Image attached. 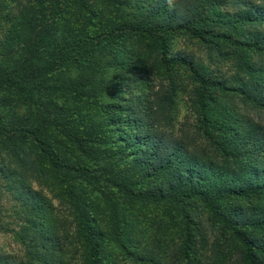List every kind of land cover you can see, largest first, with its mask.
<instances>
[{
	"label": "trees",
	"instance_id": "obj_1",
	"mask_svg": "<svg viewBox=\"0 0 264 264\" xmlns=\"http://www.w3.org/2000/svg\"><path fill=\"white\" fill-rule=\"evenodd\" d=\"M11 7L0 16L8 53L0 62V149L9 160L1 173L26 203L40 206L44 221L33 240L45 252L40 264L74 260L62 257L58 219L29 184L34 171L48 188L90 185L111 208L107 221L102 210L87 224L78 217L79 264H211L186 242L169 261L157 258L140 235L146 228L136 209L185 200L204 203L230 233L235 253L219 247L212 264H264V125L226 103L234 94L264 110V0H15ZM179 35L220 64L231 60L237 72L217 75L193 53L173 52ZM106 65L125 75L114 81ZM155 69L164 83L155 85ZM182 76L193 86L199 136L176 129ZM21 103L32 116L15 114ZM60 136L74 161L56 147ZM114 141L121 150L108 149ZM0 264L32 263L3 255Z\"/></svg>",
	"mask_w": 264,
	"mask_h": 264
},
{
	"label": "rangeland",
	"instance_id": "obj_2",
	"mask_svg": "<svg viewBox=\"0 0 264 264\" xmlns=\"http://www.w3.org/2000/svg\"><path fill=\"white\" fill-rule=\"evenodd\" d=\"M14 1L15 0H0V16L4 15V9L7 11L12 9L11 4ZM22 1L24 4L30 0ZM49 5H51V3ZM227 8L235 10L232 2L228 4ZM126 11L129 12L128 10ZM17 15L18 14H15V16L19 18ZM9 21L10 20H5L6 25H4V27H9ZM5 34L3 30L0 31V62L2 60V52L8 54L3 47L4 42H7ZM135 40L138 41V37H136ZM128 48L132 49L130 46H128ZM171 50L173 52L182 50L193 53L199 58V61L207 65L209 71L214 70L217 75L224 74L233 76L237 72V67L231 60L224 61L221 64L218 63L216 54H213L211 50L205 48L204 45L196 40L190 39L188 36H177L172 42ZM110 58V56H106L104 59L110 60ZM106 67L109 68V72H111V76H113L109 78H113L114 81L119 76H122V73L125 75L124 72L120 74L118 71L112 70L108 65H106ZM117 68L119 69V67ZM149 72L158 77V79L154 81L155 85L157 83H164V78L158 75L159 73H157L156 69L154 71L150 70ZM186 76L176 79L178 92L176 104L172 109L174 117L177 119L176 129L181 127L184 132L186 131L192 136H199L201 133L198 134V127L195 126L199 124V113L193 105L195 96L192 90V83ZM129 80L130 77L128 81ZM165 83L169 84L170 81L166 80ZM140 89L141 85L136 89V94L140 93ZM117 93L122 96L130 95L127 94L129 91ZM108 95L112 98L110 94ZM226 103L236 108L244 117L252 118L256 122L264 125V110L255 108L252 104L242 100L239 96H235L234 94L226 98ZM28 107L29 105L19 104L15 109V114L24 118L32 116L31 114H33V111ZM49 136H51L50 141H53V136L51 134H49ZM112 136L116 137L117 133L111 135L109 140H113ZM61 138L63 139L61 142H59V138H57L56 147L60 148L62 154H68L69 161H74L73 146L69 144L67 138ZM67 143L69 147L65 149ZM119 143L121 142L114 141L113 144L108 142V149L121 150L122 147L119 146ZM4 164H9V160L6 158V152L0 149V257L3 255H10L17 261L24 262L29 260L32 264H40L42 259H38V257L45 254V252H39L35 248L36 245L33 243V240L40 238V224L44 221V216L38 211L40 206L36 205L34 200H28L30 199L28 197V203H26L17 191H13L11 188L13 181L6 179L5 174L1 173V167ZM45 178L46 177L34 171L29 174L28 181L34 189L43 193L45 201H47L50 208H52V215L58 219V221L55 222L56 233L61 240L58 248L62 245L67 249V251L62 254V257L65 261L72 258L74 264H79L81 262L79 256L73 253L75 248L79 246L76 236L77 230L80 228V218L78 217L82 216L87 224L96 210H102L105 212L107 221L112 213L111 208L106 207L103 209V205H105L104 195L90 185L78 184L71 180V184H75L76 189L69 192L71 191L70 188H65L63 186L57 188L46 187L47 181ZM70 187L72 189V185H70ZM245 202L246 201H235V203L243 205H245ZM229 204L232 206L230 202ZM100 205H102V207ZM227 207H229L228 203H221L219 205V208L224 212H226ZM132 214H137L141 228H146V231L141 232L140 235H144L145 243H147L151 249L155 250L157 258H159V253L163 258L169 261L171 258L170 256L177 254L179 244L183 242L192 244L197 253L202 254V256L199 257L203 261L211 264L214 262L213 256L218 252L219 247L223 248L222 246H227V248L230 249L231 257L232 253H235L233 242L230 243V241H228L230 235L229 231H226V229L222 227L214 217L210 208L199 200H185L180 203L169 202L145 206L139 208V210L136 209ZM76 218H78L77 221L75 220ZM172 259L176 260V258ZM227 259H229V257ZM125 261L129 263L130 259L125 257L122 262ZM58 263L59 262H56V264Z\"/></svg>",
	"mask_w": 264,
	"mask_h": 264
}]
</instances>
